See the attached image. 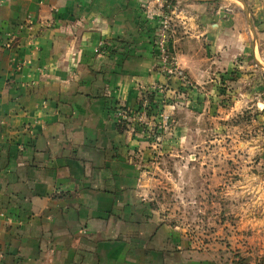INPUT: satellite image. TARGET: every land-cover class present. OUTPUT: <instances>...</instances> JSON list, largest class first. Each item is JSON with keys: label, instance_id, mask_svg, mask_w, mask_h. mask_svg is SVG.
<instances>
[{"label": "crops", "instance_id": "obj_1", "mask_svg": "<svg viewBox=\"0 0 264 264\" xmlns=\"http://www.w3.org/2000/svg\"><path fill=\"white\" fill-rule=\"evenodd\" d=\"M165 2L0 0V264H264V205L232 202L237 223H204L208 239L169 223L143 180L144 133L116 122L163 77ZM244 2L174 5L172 46L199 84L237 56L264 60V0Z\"/></svg>", "mask_w": 264, "mask_h": 264}, {"label": "rangeland", "instance_id": "obj_2", "mask_svg": "<svg viewBox=\"0 0 264 264\" xmlns=\"http://www.w3.org/2000/svg\"><path fill=\"white\" fill-rule=\"evenodd\" d=\"M177 1L164 3L156 38L169 16L170 48L184 77L166 74L158 59L163 77L141 84L137 104L119 106L116 122L122 130L142 131L149 143V166L142 171L152 206L169 223L186 225L190 234L208 239L207 227L221 231L225 220L237 223L235 213L228 214L232 202L237 209L264 205L257 185L264 145V60L253 52L237 56L226 71H215L207 84H199L172 46ZM229 1L243 6L240 0ZM235 255L253 264L252 256Z\"/></svg>", "mask_w": 264, "mask_h": 264}, {"label": "built area", "instance_id": "obj_3", "mask_svg": "<svg viewBox=\"0 0 264 264\" xmlns=\"http://www.w3.org/2000/svg\"><path fill=\"white\" fill-rule=\"evenodd\" d=\"M170 19L171 18L169 16L165 15L161 28L157 34L155 43L157 56L160 61V66L166 74H168L169 76L172 75L173 77L177 78H183L184 70L179 65L170 48V32H172V24ZM117 113L118 112H116V116H118Z\"/></svg>", "mask_w": 264, "mask_h": 264}, {"label": "trees", "instance_id": "obj_4", "mask_svg": "<svg viewBox=\"0 0 264 264\" xmlns=\"http://www.w3.org/2000/svg\"><path fill=\"white\" fill-rule=\"evenodd\" d=\"M234 264H249V259L248 257H244L242 255H236Z\"/></svg>", "mask_w": 264, "mask_h": 264}, {"label": "water", "instance_id": "obj_5", "mask_svg": "<svg viewBox=\"0 0 264 264\" xmlns=\"http://www.w3.org/2000/svg\"><path fill=\"white\" fill-rule=\"evenodd\" d=\"M195 1H214V0H195ZM215 1H216V0H215ZM240 1H242L244 7L246 8V4H245L244 0H240ZM246 9H247V8H246Z\"/></svg>", "mask_w": 264, "mask_h": 264}]
</instances>
